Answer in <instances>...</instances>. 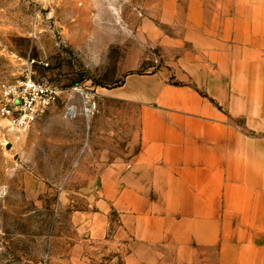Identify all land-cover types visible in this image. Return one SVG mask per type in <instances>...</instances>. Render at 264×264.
Listing matches in <instances>:
<instances>
[{"label": "crops", "instance_id": "0c3cea01", "mask_svg": "<svg viewBox=\"0 0 264 264\" xmlns=\"http://www.w3.org/2000/svg\"><path fill=\"white\" fill-rule=\"evenodd\" d=\"M216 4L173 40L184 81L129 72L106 90L137 104L138 131L89 148L60 264H264V0Z\"/></svg>", "mask_w": 264, "mask_h": 264}, {"label": "rangeland", "instance_id": "374dc122", "mask_svg": "<svg viewBox=\"0 0 264 264\" xmlns=\"http://www.w3.org/2000/svg\"><path fill=\"white\" fill-rule=\"evenodd\" d=\"M217 4L0 0V82L31 70L59 90L21 132L0 118V264L62 262L76 233L72 215L88 207L95 173L89 148L103 140L122 147L125 131L129 150L138 131L137 104L111 99L106 90L129 72L161 71L184 81L176 63L183 48L173 40L182 39L192 10L207 15ZM103 116L114 142L103 135ZM96 254L102 257V249Z\"/></svg>", "mask_w": 264, "mask_h": 264}, {"label": "built area", "instance_id": "2783aa9c", "mask_svg": "<svg viewBox=\"0 0 264 264\" xmlns=\"http://www.w3.org/2000/svg\"><path fill=\"white\" fill-rule=\"evenodd\" d=\"M59 90L53 84L25 74L0 82V118L13 132H21L42 117L56 101Z\"/></svg>", "mask_w": 264, "mask_h": 264}, {"label": "bare ground", "instance_id": "6f19581e", "mask_svg": "<svg viewBox=\"0 0 264 264\" xmlns=\"http://www.w3.org/2000/svg\"><path fill=\"white\" fill-rule=\"evenodd\" d=\"M71 109H72V107L69 108V110H71ZM87 111H88V110H86V112H87Z\"/></svg>", "mask_w": 264, "mask_h": 264}]
</instances>
